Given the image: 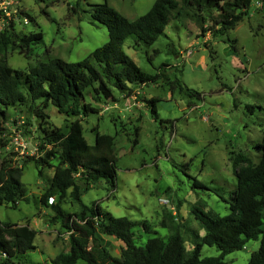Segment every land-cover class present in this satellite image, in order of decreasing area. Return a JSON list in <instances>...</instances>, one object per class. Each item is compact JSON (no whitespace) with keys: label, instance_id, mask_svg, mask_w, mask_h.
<instances>
[{"label":"rangeland","instance_id":"1","mask_svg":"<svg viewBox=\"0 0 264 264\" xmlns=\"http://www.w3.org/2000/svg\"><path fill=\"white\" fill-rule=\"evenodd\" d=\"M155 1L1 0L4 19L0 20V30L12 22L19 36L42 34L41 41L31 45L27 53L9 49L7 64L26 72L30 66L54 58L78 62L108 41L105 27L91 20L90 5L107 2L134 20ZM209 12L184 6L181 17L171 19L154 44L135 45L133 37L123 42V51L143 72L160 75L155 83L131 86L126 95L114 90L115 103L92 101L90 90L85 91V101L99 113L83 118V136L93 145L91 129L95 125L101 134L114 136L117 169L115 190L104 180L87 191L81 185V200L89 207L100 205L113 217L145 222L149 233L140 224L132 228L136 246L155 236L166 238L177 230L186 251L191 252V232L204 233L192 208L202 206L220 217L229 215L226 201L236 185L234 169L246 166L240 163L233 168V158L242 154L256 164L260 157L256 146L264 134V0H252L242 20L222 35L213 33L218 28L214 24L217 11ZM176 81L191 91H179ZM151 98L159 99L156 119L146 103ZM247 106L252 107L250 111ZM43 114L47 117L44 123L27 105L9 108L5 118H0L4 128L0 158H10L22 166L24 192V200L16 208L0 205V221L27 223L36 232L35 249L26 253L31 264H50L57 254L69 250L68 233L58 222L50 221L52 211L39 203L53 168L41 169L34 161L24 163L43 156L39 149L44 128L65 130L66 119H70L51 105ZM56 162L52 160V164ZM189 177L204 188H193ZM62 208L72 213L78 204L67 196ZM100 239L112 256H120V241L109 236ZM258 246L259 240L248 241L244 249L226 255L224 262L248 264ZM218 255L216 247L203 246L202 257ZM76 264L86 263L79 260Z\"/></svg>","mask_w":264,"mask_h":264},{"label":"trees","instance_id":"2","mask_svg":"<svg viewBox=\"0 0 264 264\" xmlns=\"http://www.w3.org/2000/svg\"><path fill=\"white\" fill-rule=\"evenodd\" d=\"M36 1L45 3L47 0ZM251 2L156 0L144 15L134 20H128L107 2L90 5L91 20L107 30V43L78 62L68 63L54 58L38 62L26 72L8 66L7 52L16 48L23 51L21 53L29 52L31 45L41 41V32L19 36L14 32L12 22L0 30V118H5L9 108L27 105L43 123L47 118L43 109L50 105L70 118L66 119L68 124L65 130L51 126L44 128L43 146L39 149L43 156L24 162L34 161L41 169L53 168L52 178L39 197V203L52 211L50 221L58 222L68 233L69 250L57 254L50 264H76L79 260L86 264H226V255L244 249L248 241L258 240V249L250 255L248 264H264V134L256 146L260 152L256 164H251L242 154L232 160L233 168L240 163L246 166L237 171L234 169L236 185L226 201L231 213L220 217L211 211H204L202 206L192 208V214L204 233L199 236L191 232L194 238L191 252L186 251L177 230L166 238L155 236L149 238L145 245L136 246L132 228L140 224L149 233L145 222L113 217L104 212L100 205L93 203L89 207L81 200V185L87 191L104 180L111 190H115L117 169L114 136L101 134L98 125L91 129L95 136L93 145L88 144L83 136V118L91 113H99L85 101V91L90 90L92 101L115 103L114 90L126 95L131 92V86L155 83L160 76L143 72L123 51V42L133 37L135 45L154 44L164 34L168 22L181 17L184 6L195 7L205 14L215 9L218 14L214 24L218 28L213 33L222 35L242 20ZM2 19L4 16L0 10ZM175 84L181 92L191 91L178 81ZM158 102V98L146 100L154 119L158 115ZM246 108L250 111L252 107ZM3 131L4 128L0 127V134ZM137 132L138 128H135V134ZM48 145L51 148L46 150ZM55 159L56 164H52ZM21 176L22 166H16L10 158H0V205L16 208L18 202L24 200ZM189 178L193 180V188H204L198 180ZM67 196L78 204L75 212L68 213L62 208ZM35 236L36 232L27 223L18 225L0 221V264H31L26 253L35 249ZM100 236L114 237L120 241L119 257L110 254L102 245ZM203 246L216 247L219 255L202 257Z\"/></svg>","mask_w":264,"mask_h":264}]
</instances>
